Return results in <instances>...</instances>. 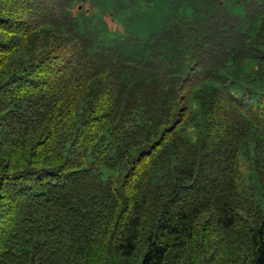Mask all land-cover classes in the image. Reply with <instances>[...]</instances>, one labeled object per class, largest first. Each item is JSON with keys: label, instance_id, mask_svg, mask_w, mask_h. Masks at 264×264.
Returning a JSON list of instances; mask_svg holds the SVG:
<instances>
[{"label": "trees", "instance_id": "obj_1", "mask_svg": "<svg viewBox=\"0 0 264 264\" xmlns=\"http://www.w3.org/2000/svg\"><path fill=\"white\" fill-rule=\"evenodd\" d=\"M0 264H264V0H0Z\"/></svg>", "mask_w": 264, "mask_h": 264}, {"label": "rangeland", "instance_id": "obj_2", "mask_svg": "<svg viewBox=\"0 0 264 264\" xmlns=\"http://www.w3.org/2000/svg\"><path fill=\"white\" fill-rule=\"evenodd\" d=\"M75 11H77V8L75 9ZM115 25H116V23L114 21H110V26H115Z\"/></svg>", "mask_w": 264, "mask_h": 264}]
</instances>
